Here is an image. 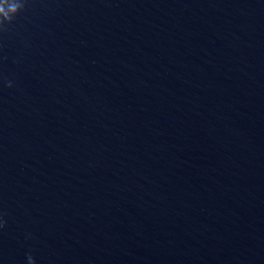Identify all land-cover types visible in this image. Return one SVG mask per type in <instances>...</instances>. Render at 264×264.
I'll list each match as a JSON object with an SVG mask.
<instances>
[{
  "label": "water",
  "instance_id": "1",
  "mask_svg": "<svg viewBox=\"0 0 264 264\" xmlns=\"http://www.w3.org/2000/svg\"><path fill=\"white\" fill-rule=\"evenodd\" d=\"M264 264V0H0V264Z\"/></svg>",
  "mask_w": 264,
  "mask_h": 264
},
{
  "label": "clouds",
  "instance_id": "2",
  "mask_svg": "<svg viewBox=\"0 0 264 264\" xmlns=\"http://www.w3.org/2000/svg\"><path fill=\"white\" fill-rule=\"evenodd\" d=\"M30 260H32V262H33V264H34V261H33V258H32V257H30Z\"/></svg>",
  "mask_w": 264,
  "mask_h": 264
}]
</instances>
